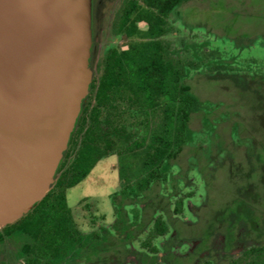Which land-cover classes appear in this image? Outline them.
I'll return each instance as SVG.
<instances>
[{
    "label": "trees",
    "instance_id": "16d2710c",
    "mask_svg": "<svg viewBox=\"0 0 264 264\" xmlns=\"http://www.w3.org/2000/svg\"><path fill=\"white\" fill-rule=\"evenodd\" d=\"M142 1L143 5L139 4L138 0H128L122 11L116 18H113V23L116 25L115 31L122 32L129 37V49H113L101 54L94 72L90 95L77 120L75 131L70 137L68 149L60 163L55 184L30 212L0 229V245L10 241L15 246L16 253L25 256L28 264H41V257L50 254L47 264H55L70 254V249H74V247L76 249V242H83L84 238L79 237L82 232L74 225L73 211L68 204L66 193L68 189L84 179L93 164L102 155L114 151L113 143L119 139L125 142V147L129 150L139 149V151H133L135 156L143 155L142 167L147 170V174L142 176L141 169L139 167L132 168L130 164L125 167L130 168L133 175L141 176L137 180H139L138 185L142 187L144 193L146 188L153 189L155 186L164 189L167 180L176 179L173 178L170 171L173 166L171 158L174 154L179 153L187 142L203 141L204 143L206 139L203 137L208 136L209 130L216 136H221L223 131L225 138L222 135L220 150L218 147H214L211 139L212 155L214 156L220 154L222 149L232 143L231 141L229 143V137H227L233 136L231 132H228L231 131L232 126L227 123L232 119L228 118V114L231 112L227 110L226 112L221 107L222 112H217L218 108L215 107L220 105L219 100L221 99L199 97L195 94L194 83L200 79L204 80V78L221 77V79L229 80V83L226 84L228 88L236 87L237 89L238 86L234 85L237 84L236 82H240L239 80H243L246 89L249 94L251 91L252 95L241 97L238 94L235 99L243 98L246 100V104L250 105L247 112H250L252 117H249V120L251 119L252 122L255 118L254 110L260 107H258L259 104L255 106L251 99L257 96L258 99L264 101V93L260 92L264 91V76L261 78L258 76L256 78L255 75L250 76L235 66L237 55L233 53V50L241 45L235 38L241 41L244 38L235 34L236 30L240 29V26L242 27V22L239 23V19L237 21L234 14L237 13V9L241 11L246 9V7L238 6L235 3L243 4L244 1L198 0L199 4H189L193 0ZM218 1H223L226 7H235L230 12L231 18L227 17L229 13L219 18L218 24L222 23L223 27L216 22L213 23L212 20L201 21V18L198 19V22L190 24L187 20L188 14L184 18L178 16L177 21L181 20L180 23L188 27L190 31L197 28L204 29L206 36L209 37L202 42H197L194 38L187 36L169 37L172 30L167 20L169 12L181 6L191 5L193 8H203L204 6L215 8L214 5ZM201 4L202 6H200ZM198 13H201L200 9ZM141 21L147 22L148 27L140 29L137 23ZM227 28L232 29L234 34L226 33ZM217 29H220L221 32ZM177 31L179 30L177 29ZM195 35L198 34H194V37ZM210 37L214 39L211 40ZM206 46L209 47L208 52L207 48L205 49ZM222 49L225 53H220ZM216 54L218 55L215 56ZM223 55L228 58L226 59ZM221 56L223 59H220ZM212 63L214 64L212 65ZM92 99L94 104L90 108ZM231 106L232 104L227 109H231ZM140 112L145 114L147 119L159 116L158 122H154L155 126L151 127V131L148 122L138 129L136 127L140 125L135 126L134 121L130 122V126H128L117 120L124 114L136 118ZM238 113L243 119L240 109H238ZM194 118L198 121L197 123L193 121ZM137 119L141 122L138 117ZM104 124L107 129H104ZM226 124L227 126H225ZM247 128V124L244 123L239 126L237 131H234L237 133L239 131L237 135H243L242 130ZM142 131L144 133L139 135L140 138L136 137V134ZM257 131V129L256 131L247 129L250 136L256 134ZM147 137H149V142L146 147H143ZM172 147L173 150H169ZM232 151L237 152V155L238 152H241L239 158L246 159L245 150L243 153L241 149L236 150V147H232ZM246 172L248 173V171L241 172L240 177H244ZM253 188H255L254 191L258 188L257 191L263 190L264 192V182L260 185H253ZM171 196L169 193L166 197L163 196L164 198L161 197L153 201H157L156 203L159 205L166 202L168 208L167 201ZM248 204L252 207L250 203H247L244 204L245 208L237 209L238 212L234 211V214L223 213L231 219L232 227H236L238 224L244 226L245 221L249 220L245 211L247 209L251 213L252 210ZM183 207V200H177L175 210L180 211ZM157 222L156 225L161 229L160 232L164 233L168 230V225L164 220L159 219ZM253 227L258 228L256 221H254ZM262 233L261 231L260 234ZM110 234L111 231L104 228V234L102 233L101 237L108 239ZM261 236L255 245L245 250V254H248V260L245 263L234 261L229 264H264V235ZM86 241L88 239H85ZM89 247H96L98 250L104 248L98 239L90 241ZM0 248L4 249L2 246ZM79 248L82 250L83 246L81 245ZM215 264L222 263L215 262Z\"/></svg>",
    "mask_w": 264,
    "mask_h": 264
},
{
    "label": "flooded vegetation",
    "instance_id": "af4514ba",
    "mask_svg": "<svg viewBox=\"0 0 264 264\" xmlns=\"http://www.w3.org/2000/svg\"><path fill=\"white\" fill-rule=\"evenodd\" d=\"M98 2L99 0H93V46L99 30L107 35H112L114 40L112 43L110 42L101 47L98 57L95 59H93L94 49L92 46L90 58L91 81L82 109L90 95L94 72L97 69L101 54L113 49L127 50L130 46V43H128L129 37L122 32L115 31L116 25L113 23V18L117 17L128 0H112L109 8L104 11L106 12L104 21L100 24L96 22V15H99L98 8L102 12L103 9L98 7ZM138 3L144 4L142 0H138ZM102 12H100V15H102ZM178 16L182 17V15H177L176 9L168 14L167 20L172 27L169 33L170 38L178 37L177 29L179 30V28L175 23ZM180 22L181 20L178 21V23ZM141 23H144L145 26H140ZM137 25L140 29L148 27L147 22L142 21L138 22ZM238 32L241 33L240 36L243 38L242 33L245 32V27L242 26L237 29L236 36L239 35ZM118 38L122 39L123 44L115 41ZM243 65H245V61L238 60L237 57L235 66L240 67L241 71L252 76L255 75L256 78L257 76L259 78L264 76L263 63L249 62L248 66H245L246 68H243ZM93 104L94 100L92 99L90 108L93 107ZM137 117L141 122L138 121ZM137 117L124 114L117 120L128 126H130V122L134 121L135 126L140 125L136 127L138 129L148 122L150 131L151 127L155 126L154 122L159 120V116L157 118L148 117L150 119L148 120L142 112ZM104 129H107L106 124H104ZM143 133V131L138 132L136 137L140 138L139 135ZM206 137L204 136L203 139H206ZM148 138L143 147L148 144ZM113 144L114 151L102 155L93 164L84 179L74 185L77 186L84 180L88 181L84 186L83 193L77 197L75 205L71 207L74 225L82 232L79 237L82 236L84 240L82 243L80 241L76 242V249L75 247L70 249V254H67L64 259H60L55 264H215V262L229 264V262L234 261L245 263L248 260V254H245V250L250 249L262 237L261 235H264V208L262 204L260 205L262 208L255 205L260 201L253 202L252 207L249 205L252 210V218L248 220L249 222L245 221L244 226L238 224L236 227L231 226V219L222 212L223 209L226 210L227 207L232 206L235 198H227V203L223 205L224 208L217 206L212 209L206 208L207 201L203 199H208L210 187H213L214 180L218 177L221 169L218 168V171L215 172L209 171L210 158H205L201 152H198L199 150L197 151L193 147L204 145L203 141L200 144L187 142L179 153L172 154L173 166L170 171L173 178L176 179L173 181H170L171 178L167 180L164 189L155 186L153 189L146 188L145 193L142 187L138 185L139 180L137 179L141 176L133 175L131 169L125 167L127 164H130L132 168L139 167L141 169L140 174L144 176L145 173L147 174V170L142 167L143 155L135 156L133 151H139V149L129 150L125 147V142L120 139ZM169 150H173V147ZM230 164H232V161L226 160L225 166L227 168ZM58 169L55 175L56 180ZM242 178L248 181L249 174L244 173ZM245 186L248 188L251 187V184L242 183L238 189H244ZM85 190L88 192L85 193ZM89 192L93 193L89 194ZM169 193L172 196L167 201L169 203L168 208L166 202L159 205V203H156L157 201H153L161 197L164 198L163 196L166 197ZM180 199L183 200L184 207L178 211L175 210V207L176 201ZM81 205L83 207L78 208ZM79 209H81V212L84 211L85 215L90 218L93 226L89 232L82 231L75 220L76 215L79 214L77 212ZM192 212L197 215V218L193 220L191 217ZM111 215H113L114 220L108 223L105 222L107 216ZM159 219L164 220L168 225V230L164 233L160 232L161 229L156 225ZM101 221L103 223L99 224ZM254 221L258 223V228L253 227ZM96 224L100 225L98 229L94 227ZM4 226H1L0 229ZM104 228L111 231L108 239L101 237V234H104ZM115 231L121 237L116 238ZM261 231L262 234H260ZM85 239H88V241L85 242ZM95 239L101 241V245L104 246L102 250L89 247V242L95 241ZM8 245H11L9 249L0 248V264H28L25 256L16 253L17 250H14L15 246L10 241L0 246L5 247ZM81 245L83 246L82 250L79 248ZM237 251H241L240 258L233 257ZM48 256L41 257V264H47Z\"/></svg>",
    "mask_w": 264,
    "mask_h": 264
},
{
    "label": "water",
    "instance_id": "95a60500",
    "mask_svg": "<svg viewBox=\"0 0 264 264\" xmlns=\"http://www.w3.org/2000/svg\"><path fill=\"white\" fill-rule=\"evenodd\" d=\"M92 46L93 0H0V227L55 184Z\"/></svg>",
    "mask_w": 264,
    "mask_h": 264
},
{
    "label": "rangeland",
    "instance_id": "374dc122",
    "mask_svg": "<svg viewBox=\"0 0 264 264\" xmlns=\"http://www.w3.org/2000/svg\"><path fill=\"white\" fill-rule=\"evenodd\" d=\"M242 1L247 3L249 7L245 3L243 4L235 3L238 6L246 7V9L242 11L237 9V13L234 14V17H236L237 21L239 19V22L241 21L242 26L245 27V32L242 33V36L245 39V41L244 39H242L241 41L235 38L237 43L239 41L238 44L241 43V45H238L239 47H235V49L233 50V53L237 55L238 60L245 61V65H243L242 67L246 68L245 66H248L249 62L264 64V0H249V1L241 0V2ZM111 2L112 0H99L98 7H101V9H103V12L102 10H100V8H98L99 15L96 12L97 14L96 22L98 24L104 21V16L106 13L104 11H106L109 8V5L111 4ZM199 2L200 1L198 0H193V1H190L189 4H199ZM191 6H181L176 9L177 15H182L183 18L187 17L189 14L187 20L190 24L198 22L199 18L202 19L201 21H206L207 19L209 21L212 20L213 23L216 22V24H218V22H220L219 18L226 16L227 13H229L227 17L231 18L232 15L230 14V12L234 10L235 8V7H226L223 1H218L214 5L215 8H212L209 6H204L203 8H193ZM200 6H202V4ZM199 9L201 10L200 14L198 13ZM100 12H102V15H100ZM232 22H234V19H232ZM243 22H244V25H243ZM175 23H176V26L179 28V31H177L178 36H185V37L187 36L189 38L192 37L197 42H200V41L202 42L207 37H209V36H206L205 34L206 30L204 29L197 28L194 31H190L188 27L184 26L182 23H178V21ZM218 25L222 26V23H219ZM140 26L144 27L145 24L141 23ZM217 31L221 32L220 29H217ZM226 33L234 34V32H232V29L230 28L226 29ZM194 34H198V35H195L194 37ZM238 34L240 35L241 33L238 32ZM254 36L255 38H253ZM210 38L211 40L214 39L213 37H210ZM113 40L114 38L112 35L110 34L107 35L101 30L97 31L96 39L94 41V46H93V49H94L92 53L93 59L98 57L99 49L101 47H104L106 44L110 42L112 43ZM115 41L119 44H123L121 38L120 39L118 38ZM205 49L208 52L209 47L206 46ZM220 53H225L224 49H222ZM223 57H226V59L228 58L226 55H223ZM223 57L222 58L219 57V58L223 59ZM213 64L214 63H212V65ZM243 70H247V69H243ZM228 81L229 80L227 79H221V77L216 78V79L204 78V80L200 79L197 83H194V86L196 88L195 94H197L199 97H202L205 99H210L211 97L221 99L219 100L220 105L218 104V106L215 107V108H218L216 110L217 112H222V110H220V107L224 111L227 110L231 112L228 114V118H232V119L229 120L227 123L228 125L232 126V128H231V131H228V130L227 131L231 132L233 136L230 137L229 135L227 137H229L228 138L229 143L230 141L232 143L226 146L224 149H222L221 150L222 152L220 154L218 153L215 156L212 155L213 145L214 147L219 148L222 135L224 138H225V135H224V132L222 131L221 136H216L215 133L213 132L211 133L210 132L211 130H209L208 132L209 134L207 136L208 138L205 136L206 137V141L204 142L205 144L202 146L197 145L193 147L195 148V150L200 149L199 152H201L205 158L207 159L210 158L211 163H210L209 171L215 172V171H218V168L221 169L220 173L218 174V177L215 178L214 180L213 187H210L211 189L209 190L210 195L208 196V199L207 200L206 198L203 199L207 201L206 208L212 209L214 206L224 208L223 205L227 203L226 202L227 198L229 199L235 198L232 206H229L227 207L226 210L223 209L222 211L225 214L227 213L234 214V211L238 212L237 209L241 207L245 208L244 204L250 203L252 205V203L255 201H260L257 204L254 203L255 205H258L260 207V205L262 204V207L264 208L263 190L259 192L257 191L258 188H256V191H254L255 188L252 189L253 185L254 186L255 184L260 185L261 183L264 182V113H262L264 112V101L261 100L260 98L258 99L257 96H254L252 99L250 98L255 106H258L259 104L258 107H260L254 110L253 115L255 116V118H253V122L250 121L251 119L249 120V117H252V116L250 115V112H247L249 111L250 105L246 104V100H243V98L235 99V97H238V94L241 97L252 95L251 91L249 94L248 89H246V84L243 80H239L240 82H236L237 84L235 85L233 84L234 82L232 81V84L234 86H238V88H240L241 91L237 90L238 88L236 89V87L228 88L226 85L229 83ZM260 92L264 93V91L262 90ZM258 102H261V103H258ZM230 104H232L231 109H227V108H230L229 107ZM238 109L241 110V114L244 117L243 119H242V116L238 113ZM258 114H261L262 116H259ZM193 121L195 123L198 122L195 118ZM244 123L247 124V127H248L247 129H252V130L254 129L255 131L257 129L260 132V135H259L260 137L258 136V131L253 136L252 135L250 136L249 135L250 133L247 132V129L242 130L243 135H246L247 133L246 136H243L242 134L237 135L239 131L237 133L234 130L237 131L239 126ZM225 126H227V124ZM204 128L207 129V127H204ZM211 139L213 140V145L212 143H210ZM197 143L200 144L201 142H197ZM232 147H236V150L241 149L243 153L245 150L246 159L241 160L239 158V155L241 154V152H238V155H237V152L235 153L233 152L234 150L232 151ZM218 148H215V149L217 150ZM218 150H220V148ZM226 160L232 161V164H230L228 168L227 166H225ZM207 161L209 162V160ZM193 162H194V159H193ZM244 171H248V173L246 172L247 174H249V179H247L248 181L246 180L243 181V178H240L241 172H244ZM233 180H234V184H233ZM87 182L88 181L84 180L79 185L68 189L66 193L67 201L71 207L75 205V202L77 201V197H79L81 193H83L84 186ZM245 182H249L251 184V187L247 188L245 186L244 189L243 188L238 189L239 185ZM249 183H245V184H249ZM84 192L86 193L88 191L85 190ZM90 193H93V192H89V194ZM82 207L83 205L79 206L78 208H82ZM77 212L79 214L76 215L75 220L76 222H78L80 229L84 232H89L93 226L90 222L89 216L85 215L86 213H84V211L81 212V209H79ZM245 212H246V215L248 216V219L250 220L252 218L251 217L252 214L249 213L247 209ZM191 215H192L191 216L192 220L197 218V215L194 214V212H192ZM113 220H114L113 215H111L109 217L107 216V221L105 222L108 223V222H112ZM102 223L103 221H101L99 224H102ZM99 226L98 224L94 225L96 229H98ZM205 232H206V229H205ZM115 235H116L115 236L116 238L121 237L116 231H115ZM10 247L11 245H8L3 248L9 249ZM233 257L240 258L241 251H237V253Z\"/></svg>",
    "mask_w": 264,
    "mask_h": 264
}]
</instances>
